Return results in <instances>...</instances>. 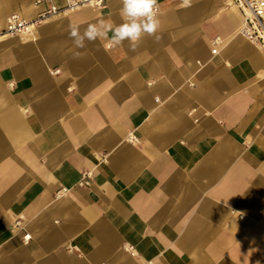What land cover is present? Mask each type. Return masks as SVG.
<instances>
[{"label": "crops", "instance_id": "0c3cea01", "mask_svg": "<svg viewBox=\"0 0 264 264\" xmlns=\"http://www.w3.org/2000/svg\"><path fill=\"white\" fill-rule=\"evenodd\" d=\"M230 2L156 0L132 50L69 36L122 0L21 37L65 0H0V264H264V50Z\"/></svg>", "mask_w": 264, "mask_h": 264}, {"label": "built area", "instance_id": "2783aa9c", "mask_svg": "<svg viewBox=\"0 0 264 264\" xmlns=\"http://www.w3.org/2000/svg\"><path fill=\"white\" fill-rule=\"evenodd\" d=\"M43 1L50 0H35V3ZM104 1L105 0H65L63 6L56 7L50 5L38 13L33 19H25L18 13H11L5 18V28L1 34L18 37L30 35L44 20L51 16L74 11L84 6L100 7L103 5ZM231 2L236 5L242 13L243 26L239 30V33L249 41L264 47V0H231ZM154 10L156 12V9ZM218 43L219 37H215L212 40V53H216ZM90 177L91 173H83L78 184L80 186H87ZM65 191V188H61L57 191L56 195L60 196ZM29 237V234H25L23 236L24 241H28Z\"/></svg>", "mask_w": 264, "mask_h": 264}, {"label": "clouds", "instance_id": "9594fccd", "mask_svg": "<svg viewBox=\"0 0 264 264\" xmlns=\"http://www.w3.org/2000/svg\"><path fill=\"white\" fill-rule=\"evenodd\" d=\"M122 4L120 14L125 22L119 26L100 21L89 24L81 35L79 26L72 25L69 36L73 39L75 47L84 48L85 38L88 42L109 39L112 46L121 45L124 41L133 42L131 47L135 50V42L143 35H155L160 28V21L154 10L156 0H122ZM109 32L112 33L110 38ZM156 39L158 40L159 37L157 36Z\"/></svg>", "mask_w": 264, "mask_h": 264}, {"label": "bare ground", "instance_id": "6f19581e", "mask_svg": "<svg viewBox=\"0 0 264 264\" xmlns=\"http://www.w3.org/2000/svg\"><path fill=\"white\" fill-rule=\"evenodd\" d=\"M188 1L191 2V1H193V0H188ZM230 4L232 5V9H233L234 11L237 12V6L234 5L232 2H230ZM242 26H243V19H242V23H241V25H240V27H239L238 30H240V29L242 28ZM255 45H256L257 47H259V48H261V49L264 50V47H263L262 45H259V44H256V43H255ZM240 216H241V218H243V214H241ZM255 246H256V245H255ZM239 257H242V256L240 255Z\"/></svg>", "mask_w": 264, "mask_h": 264}]
</instances>
